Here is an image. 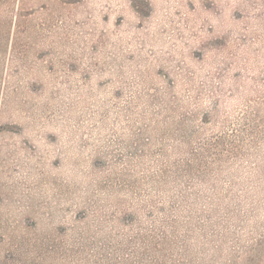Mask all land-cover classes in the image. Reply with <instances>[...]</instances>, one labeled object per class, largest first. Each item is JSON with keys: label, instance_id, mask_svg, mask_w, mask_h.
I'll use <instances>...</instances> for the list:
<instances>
[{"label": "rangeland", "instance_id": "374dc122", "mask_svg": "<svg viewBox=\"0 0 264 264\" xmlns=\"http://www.w3.org/2000/svg\"><path fill=\"white\" fill-rule=\"evenodd\" d=\"M0 264H264V0H0Z\"/></svg>", "mask_w": 264, "mask_h": 264}]
</instances>
